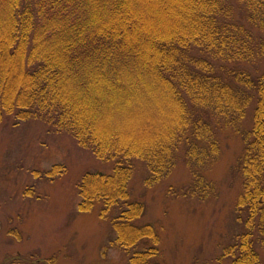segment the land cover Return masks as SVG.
<instances>
[{"label": "trees", "instance_id": "1", "mask_svg": "<svg viewBox=\"0 0 264 264\" xmlns=\"http://www.w3.org/2000/svg\"><path fill=\"white\" fill-rule=\"evenodd\" d=\"M251 109L230 264H264V0H0V125L41 121L113 163L83 174L80 211L102 205L130 264H160L155 227L136 224L135 162L160 180L182 161L207 196L200 169Z\"/></svg>", "mask_w": 264, "mask_h": 264}, {"label": "rangeland", "instance_id": "2", "mask_svg": "<svg viewBox=\"0 0 264 264\" xmlns=\"http://www.w3.org/2000/svg\"><path fill=\"white\" fill-rule=\"evenodd\" d=\"M251 127L252 109L241 125L223 131L217 159L200 169L215 185L207 196L192 194V169L182 161L160 180L135 162L129 190L146 207L136 224L155 227L160 264H230L224 251L238 233L235 210L242 189L232 168ZM55 165L66 172L51 180L45 173ZM87 172L112 174L113 163L41 121L11 116L0 125V264L30 258L37 264L50 258L54 264H130L128 252L112 243L116 234L100 215L102 205L80 211L79 184Z\"/></svg>", "mask_w": 264, "mask_h": 264}]
</instances>
